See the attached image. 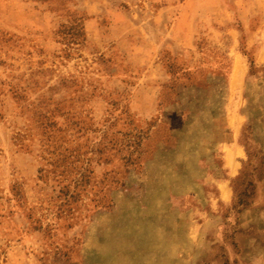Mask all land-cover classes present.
<instances>
[{
    "label": "rangeland",
    "instance_id": "obj_1",
    "mask_svg": "<svg viewBox=\"0 0 264 264\" xmlns=\"http://www.w3.org/2000/svg\"><path fill=\"white\" fill-rule=\"evenodd\" d=\"M0 264H264V0H0Z\"/></svg>",
    "mask_w": 264,
    "mask_h": 264
}]
</instances>
